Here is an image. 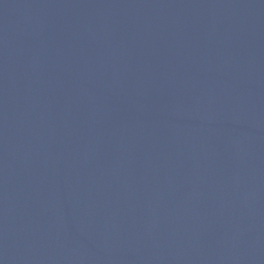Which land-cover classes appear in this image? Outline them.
I'll return each mask as SVG.
<instances>
[{"label":"water","instance_id":"water-1","mask_svg":"<svg viewBox=\"0 0 264 264\" xmlns=\"http://www.w3.org/2000/svg\"><path fill=\"white\" fill-rule=\"evenodd\" d=\"M0 264H264V0H0Z\"/></svg>","mask_w":264,"mask_h":264}]
</instances>
